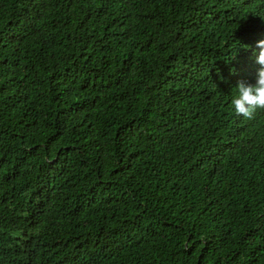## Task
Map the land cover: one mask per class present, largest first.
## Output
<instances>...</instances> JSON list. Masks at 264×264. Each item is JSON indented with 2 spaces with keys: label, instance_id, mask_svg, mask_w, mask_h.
Returning <instances> with one entry per match:
<instances>
[{
  "label": "trees",
  "instance_id": "1",
  "mask_svg": "<svg viewBox=\"0 0 264 264\" xmlns=\"http://www.w3.org/2000/svg\"><path fill=\"white\" fill-rule=\"evenodd\" d=\"M264 0H0V264H264Z\"/></svg>",
  "mask_w": 264,
  "mask_h": 264
},
{
  "label": "clouds",
  "instance_id": "2",
  "mask_svg": "<svg viewBox=\"0 0 264 264\" xmlns=\"http://www.w3.org/2000/svg\"><path fill=\"white\" fill-rule=\"evenodd\" d=\"M260 49L256 58L259 65L254 83L241 80L236 85L231 101L237 115L254 119L258 112L264 111V40L257 43Z\"/></svg>",
  "mask_w": 264,
  "mask_h": 264
}]
</instances>
